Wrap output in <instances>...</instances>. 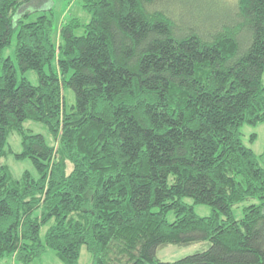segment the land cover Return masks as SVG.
Segmentation results:
<instances>
[{
    "label": "trees",
    "instance_id": "trees-1",
    "mask_svg": "<svg viewBox=\"0 0 264 264\" xmlns=\"http://www.w3.org/2000/svg\"><path fill=\"white\" fill-rule=\"evenodd\" d=\"M31 1L0 0V159H29L37 173L15 179L0 162V259L30 264L50 248L79 264L86 246L91 264H264V153L240 131L264 123V0L203 18L156 10L159 0H80L89 21L70 18L55 42L52 7L31 19L20 10ZM14 33L18 69L37 85L2 57ZM11 132L19 153L6 148ZM204 241L178 261L156 257Z\"/></svg>",
    "mask_w": 264,
    "mask_h": 264
},
{
    "label": "rangeland",
    "instance_id": "rangeland-1",
    "mask_svg": "<svg viewBox=\"0 0 264 264\" xmlns=\"http://www.w3.org/2000/svg\"><path fill=\"white\" fill-rule=\"evenodd\" d=\"M197 1V2H196ZM195 4L191 3V0H159L153 5V8L156 10H161L165 12L166 10L170 11V4L175 11L180 12L183 8L189 9L190 12L194 15H200L204 17L206 13L210 15L212 12L221 10V8L232 9L235 5V0H196ZM171 2V3H170ZM81 6L80 0H34L25 4L20 10L32 12L33 15L31 19L36 17L35 12L41 11L52 7L53 14V34L52 38L55 42L59 39V28L62 24L67 22L70 18L76 17L81 22H88L90 16L85 13ZM167 13V12H166ZM169 15V13H168ZM173 15V14H172ZM174 17V15H173ZM223 17V16H222ZM224 23L229 22L226 18H222ZM193 22L196 23V19H193ZM209 23V22H208ZM217 28V27H216ZM76 35H82L83 30L79 29L75 31ZM15 43L16 35L15 33L12 36V41L9 47L3 50L2 57L10 58L16 69H17V78L20 79L24 77L31 84H38V76L35 71L27 70L21 72L18 69L17 61L15 59ZM52 69H56V62L54 61L51 65ZM48 71V68H45ZM62 95L64 97L65 106L67 109H70L71 106L75 104V95L74 92L65 87L62 90ZM23 128L32 133L41 134L44 136L48 143H52L51 135L46 128V126L39 122L26 121L23 123ZM242 141L243 143L252 149L256 155H261L264 153V123H258L255 126L243 125L241 128ZM254 135L252 138L251 136ZM10 148L12 153H19L21 151L20 138L16 132H11L8 134L6 148ZM1 164L6 165L15 179H20L22 173L28 171L32 177H37L36 170L32 166L29 159L16 160L13 157V154H8L3 156L0 159ZM183 201L193 207V211L196 215L205 217L211 214V207L207 205L194 204L191 198H184ZM250 201L244 202L233 208L234 217L238 220L242 217V207L249 204ZM168 222L174 221V214L169 212L166 216ZM51 222L45 224L40 229V240L44 241L45 233ZM210 243L208 241L193 243L188 246H177V245H168L156 250V257L161 262H175L184 257L190 256L197 252L206 250L209 247ZM0 264H20L15 256H5L0 259ZM30 264H64L56 255L55 251L46 248V250L38 258H35ZM79 264H91V255L88 252L86 246L80 248Z\"/></svg>",
    "mask_w": 264,
    "mask_h": 264
}]
</instances>
